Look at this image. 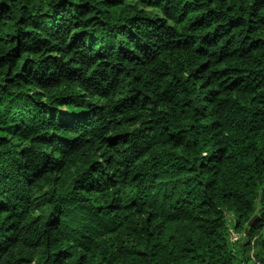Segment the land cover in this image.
I'll return each mask as SVG.
<instances>
[{
    "label": "trees",
    "instance_id": "obj_1",
    "mask_svg": "<svg viewBox=\"0 0 264 264\" xmlns=\"http://www.w3.org/2000/svg\"><path fill=\"white\" fill-rule=\"evenodd\" d=\"M0 264H264V0H0Z\"/></svg>",
    "mask_w": 264,
    "mask_h": 264
},
{
    "label": "water",
    "instance_id": "obj_2",
    "mask_svg": "<svg viewBox=\"0 0 264 264\" xmlns=\"http://www.w3.org/2000/svg\"><path fill=\"white\" fill-rule=\"evenodd\" d=\"M257 217H258L257 214L254 215V216L249 220V222L247 223V226L245 227V230H244V238H243V241H242L241 244H246V243H247V241H248V237H247V235H248V229H249L250 226H252V225L254 224V222H255V220L257 219Z\"/></svg>",
    "mask_w": 264,
    "mask_h": 264
},
{
    "label": "built area",
    "instance_id": "obj_3",
    "mask_svg": "<svg viewBox=\"0 0 264 264\" xmlns=\"http://www.w3.org/2000/svg\"><path fill=\"white\" fill-rule=\"evenodd\" d=\"M229 216V219L231 218V216L230 215H228Z\"/></svg>",
    "mask_w": 264,
    "mask_h": 264
}]
</instances>
